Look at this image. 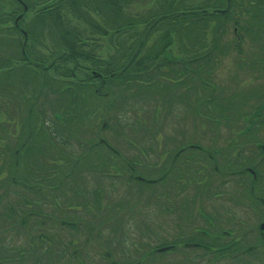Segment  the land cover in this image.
Segmentation results:
<instances>
[{"label": "trees", "instance_id": "obj_1", "mask_svg": "<svg viewBox=\"0 0 264 264\" xmlns=\"http://www.w3.org/2000/svg\"><path fill=\"white\" fill-rule=\"evenodd\" d=\"M10 1L14 2L16 4V7L12 2L11 4H9ZM10 1L0 0V35L3 31H5V34L8 35L7 38L5 35L4 38L0 36V40H3L0 43V47L9 46L7 44L9 40L11 42H14L15 48H21L19 56L23 61L13 62L11 66H8V64H5L7 58L0 57V114H2L7 121L10 120L15 122L16 124H20L26 131H34L35 129L37 130L39 128V137H33V139H29L26 144L24 143L25 141H17L15 150L13 149L15 160L14 171L16 174L17 166L21 158L28 157L27 152L30 151L29 147H31V142L33 140L35 141V144H32V147H35L36 145L41 143L44 144L43 151L41 150V148H36L32 152L33 155L37 156L36 154L38 152H41L42 157L43 155L45 156L46 143L43 140L40 141V139L41 137H46V139L48 138L47 133L43 132V128L45 127L47 122L43 121L41 111L42 106L38 104V101L42 94L47 95V88L45 84L47 82L44 81L41 76L35 75H31L35 78L28 81L29 78H27V75L25 74H21L20 77L17 78V81H15L9 78L10 74L6 76V73H10V70L21 64L31 66V63L24 62L30 61L26 58L25 52L27 53L28 57L31 56L29 52L25 50L26 46L29 45L30 41L34 44L39 43L41 37L48 39L49 33L55 34L57 37L59 36L60 41H62L63 43V47L67 53L59 54L62 60H66L68 57H75V59H73V62H71L70 64V71L67 67V72L70 74H63L64 76H68V82L58 79L59 81L57 83L58 86L56 89L55 86L53 88H51V86L48 88L50 91H52V89L54 90L53 94L56 93L57 98L61 99L62 96L65 97L67 99V101H65L66 106L76 104L80 98H84L85 95L92 92L95 95L93 96L95 98L101 97V99H108V103L105 105V102H103V106L112 108L116 104L117 98L123 97L126 93V96L129 98L124 99V101L128 105L131 104V101L128 100H140L138 101L139 104H148V115L147 117H144V120L153 119L154 122V116L157 111L164 112L165 115L163 119H166V115L168 113V99L171 93L170 90H168L167 76L174 73L178 74V66L180 63L178 61L171 62V60H169L170 58H172V56L168 54V52L170 51L166 48V43L170 41L169 36L172 37V35H174L173 29L176 25H173L172 29L169 30L171 25L168 24L169 16L164 11L165 6L163 5V0H149L150 3H153L152 5L154 7L149 8L145 13L139 14L136 17L134 16L133 18L132 16H129L128 13L129 6L133 5V0H40L44 4H41L38 7V0H30L31 2H26V12L25 10L23 12L22 9H20L19 11L20 6L16 0ZM28 12H31V16L28 20H26ZM17 15H22V19L18 22H15ZM68 15L72 16L70 22H68L67 19L63 17H68ZM74 21L76 23H74ZM173 22H175V18ZM178 22L179 21L176 20V23ZM10 23L11 26H9ZM159 27H161L160 30L162 31V33L158 37L159 41L151 43V45H155L152 48L148 49L146 47V40L148 36L151 33L156 32ZM19 28L25 29L26 33L22 34L21 32H19ZM16 34L19 35L17 39H9ZM85 38L86 40H84ZM102 40L107 41L106 43L109 46L110 51L112 52L108 55V58L105 62L103 61L102 63H99V61H97V64H91L92 67L85 68L82 64H86V59H91V57L93 58V55L95 54V49L93 47L90 46V49L86 48L87 43L90 44L89 42H98ZM0 53L5 54V52L2 50H0ZM79 58H81L83 61H80ZM42 67H45L44 71L51 69L49 64H45ZM83 70H91L103 74L107 82L105 88L101 89L104 90L101 91V93L105 94L99 96L94 92V89H97V87L85 84L79 85V83L76 82L77 75L80 72H84ZM25 73L27 72L25 71ZM72 73L74 75H72ZM40 78L42 79L41 81ZM170 78L172 82L176 84L179 82L177 76H171ZM204 80L206 79L204 78L203 81ZM16 82L18 83L17 85L15 84ZM25 84L33 85L31 95H29V97L27 96V102H25L26 98L23 92V85ZM119 87H121L124 91L121 90L120 93ZM133 89H136V91H133ZM212 94L214 95V92H212ZM13 95H17V97H19V100L23 101V107L22 105H14V102H11L14 97ZM203 99V105L211 106L214 102L215 97L213 98V100L211 99V101L207 100L209 99V97ZM5 106L10 110V112L14 113L13 116L9 114L8 110L4 109ZM220 109L227 111V108L224 105L223 107H220ZM21 110H25L26 118L18 116ZM124 110L135 112L136 108H124ZM72 114V118L70 117L71 119L74 118L78 122H81L80 120L82 116L80 115V113L75 111V113ZM200 114L205 118H211L203 111ZM56 118L60 117L56 116ZM68 119L69 117L63 116V120ZM213 120L216 127H218L220 123L219 120ZM66 122L70 121L68 120ZM141 122L143 123L142 120L136 121L139 131L146 132L145 136H150V133H153V129L147 126L148 124L146 123L145 129L143 130V125L141 124ZM120 123L119 126L122 127ZM9 124L10 123L5 124L3 127L5 130L4 135H2L1 131L3 128L0 124V146L2 145V142L7 141V139L10 137V134H13L9 131V127L7 126ZM102 124V127H104V129L107 128L106 121H103ZM18 128L20 127H17V129ZM17 129H13L14 133L17 132ZM26 131L25 135L28 136V133ZM8 132H10V134H7ZM243 133L244 130L240 131L238 134L242 135ZM191 135H194L193 128L191 133L187 132L186 136L189 137ZM53 136L58 140H56L55 142L53 141L52 143L48 141L49 143L47 145L49 147H58V145L59 147H61L66 144V140L63 139L64 130L61 131L55 127ZM148 139L154 140L155 136ZM197 147L199 149H203V152H206L205 146L202 145ZM112 148L113 157L115 156L120 161L129 163L136 171L134 175L132 174V176H123L122 173H120L121 178H114L117 181L121 180L120 185L125 184L126 186H130L136 184L137 186H158L157 188L161 190V187L166 182V175H163V173L166 172L165 161H163V168L159 173L156 172L155 174H152V177L148 175L143 176V174H145L143 173V170H140V173L137 172V170L141 169L140 167H142L141 162H139L137 159L128 160V158L119 149L115 147ZM227 148L236 150L234 146L226 145L225 149ZM17 149L19 150V153L17 157H15V151ZM208 149L211 151L215 150L214 147H208ZM244 149H237L236 153L243 155L245 153ZM3 150L0 149V160L3 159L5 153L10 152H7V149L5 148H3ZM256 150L258 151L256 153H261V147L259 145H256ZM139 152H141L142 155H149L151 149L146 146L143 151ZM250 153H254V150L251 149ZM69 157L70 158L68 160L59 159L57 157L51 158L53 162L48 161L49 163H55L59 161L63 165L60 168H57L54 165H50L53 166V168L50 170L51 172H46L49 166L44 165V162H42V164L38 167L37 163L39 160H36L34 164L30 166L31 172L35 173V175L33 176V180L29 182L26 179H23L22 181L19 178L17 179V177L19 176L14 175L16 176V178H11V185H15V181L18 182V186L22 188L23 191L25 190L27 192L28 199H31L34 204L36 201L42 202L45 198H47L48 201H54V198H59L58 195L63 196L64 192L68 193V190H66L65 188L72 185L70 182L71 177L74 176L75 179V176L78 173V169L82 171L84 169L86 170L87 174L91 175L96 174L97 171H100L102 174L111 177V174L108 173V169H104V165L101 163L96 166L87 164L85 162H81L79 164V157H77L76 155H69ZM242 159L243 157L239 155L238 157H234V165L238 166V164L241 163L239 162V160ZM140 161H142L141 158ZM83 164L85 165L82 168ZM1 165L2 163L0 164V168ZM238 167H236V169L243 168ZM40 169H43V171L40 173L45 176V181L49 182V184H51V186L53 187L50 191L51 195L44 191L38 190V185H40V182H38V172ZM188 169L189 171L187 173V179L185 182L186 191H184L185 193L182 190L180 191L184 193L182 194V198L180 200L179 192L172 193V196L176 197V199H173V206L170 209H168L164 203L155 205L137 201L135 204L130 205V203L127 202L128 199H125L123 196H120V198L118 199H111L113 192L119 191V182L113 183L110 186L111 191L108 195L109 201L108 203H106V205L103 204V201L102 205H100L98 199H85L83 203L75 205V208L81 209L80 221L77 224L70 226L75 233V237H73V239H75V242L74 240L67 241L66 239L62 238L58 239L59 241H56V236L43 232L42 227L46 225H53L52 221L48 219H50L51 216L54 215L52 213H57L56 210L48 209L49 212H47L46 215L47 219H41L42 222L40 221L39 223L34 225L33 234H28L26 231L22 232L24 228H22L20 223L15 220V208L9 204V194L7 191H4V186H2L0 182V227L1 225H3L4 227L6 226V228H0V264H80L77 260L78 258H80L78 248L83 249L84 245L92 243V241L94 243L96 242L98 248L102 249L101 252H103V258L105 260L107 259V264H116L115 262L113 263L112 261H109V257L111 258V247L106 248L105 250V246L106 242H108L111 243L112 247L114 245L115 250H117L116 246H118V239L115 238L118 237V235H120V238L124 236L127 237L121 240L122 244H129L128 233L126 232V234H124L122 223H120L122 222L121 218L123 217L124 211H129L131 221L134 220L136 211L144 221H147L146 223L142 224L143 226L141 228L133 229L134 233L146 231L145 234L148 233V235H150V233H152V236H154V238L157 235V242H161L159 243L160 245L154 246L152 251L144 254L141 261H137L136 264H140L142 261H149L150 256L155 254L158 255L157 249L164 248L166 246H169L168 251H172L178 246L184 252H194L199 250L211 255L214 258V261H218L222 256H224L222 252L229 250L234 245L231 247L226 246L219 248L218 245H215L217 244V240H214L212 242L215 244L210 246L209 241H205V235L207 234L205 228H203L202 233H199V231H197V235L185 234L187 228H191L192 226H194L197 216L196 214H198L199 218H201L204 214H207L206 212L201 211L203 209H200L199 212H196V207L194 209H189L187 206L190 205L189 207H191L199 199H201L202 201H208L209 198L213 200L214 198L216 199V197L222 196V194L225 193L223 188L227 185L228 182L233 180L232 178H230L231 175H229V171L232 169H221V171H219L217 169H214L213 166L204 167L195 166L193 164L192 167H189ZM243 173L244 171H241L239 173L235 172L233 174V177L238 176L237 174L243 175ZM137 177H140L144 181H147L149 183L139 181ZM249 179L251 180V176H249ZM225 180L227 181V183ZM181 188L182 187H180V189ZM12 191L13 194H16L18 196L15 197L13 195L17 199L16 201H21L22 194L19 198V193L13 189ZM102 193H104L105 197V189L101 190L102 198H104ZM77 195L80 196V193L78 192ZM157 197L159 196H154L155 200L157 199ZM254 197L257 198L258 196L256 197V195H254ZM182 201L186 202L185 205L181 204ZM6 203H8L9 205H4ZM75 203H77V201H75L74 204ZM138 205H140V207H137ZM106 211H110L109 216L107 217ZM165 212H170L174 217L171 226L167 222L168 217L165 218ZM30 213L31 212H29V214ZM207 215L209 216V218L213 219L209 214ZM157 217L160 220L156 221ZM45 220L47 222H45ZM107 224L110 228L114 227L113 232L117 233L119 231L117 235L115 234V236L109 234L108 240H106L107 236L105 234H103V238H101V229L107 226ZM188 225L191 226L188 227ZM170 227L173 228L172 233H170ZM221 230L223 236L225 235V233H228L224 229ZM83 235H85V239L80 243V239ZM186 236L187 238H185ZM16 238H20L22 240L18 241L16 240ZM17 242L21 244H18ZM81 252L82 255L87 259V261H89V256H86L83 251ZM166 252L167 251H165V253ZM162 253L164 254V252H160V254ZM187 262H191V264H193L196 262V260L191 258Z\"/></svg>", "mask_w": 264, "mask_h": 264}, {"label": "rangeland", "instance_id": "obj_2", "mask_svg": "<svg viewBox=\"0 0 264 264\" xmlns=\"http://www.w3.org/2000/svg\"><path fill=\"white\" fill-rule=\"evenodd\" d=\"M10 1V0H8ZM31 2L30 0H28ZM214 0H163V5L165 6L164 11L169 16L168 18V24L171 25L169 28L172 29L174 26V35L169 36L170 41H168L167 49L172 53V55L176 58L179 57L180 49L182 48L181 44V38L183 36L182 28L184 25L183 20L190 19L192 17L188 10L195 9L198 6L204 7L205 5L213 2ZM133 5L129 6V16H132V18L135 16H138L139 14L145 13L148 11L149 8L154 7L150 3L149 0H133ZM221 2L224 4L225 0H221ZM42 1H37V7L40 6ZM201 4V5H199ZM38 9V8H36ZM187 10V11H186ZM253 16L243 17L244 23H250L251 25L259 26L256 28L252 34H248V37H252L250 40L251 43H254L253 49H263L264 48V13L256 14L254 11ZM182 15V16H180ZM31 16V12L27 13V19L28 20ZM67 19L68 22L71 21L72 16L68 15V17L63 16ZM175 18V22H173ZM219 19V18H218ZM176 20L179 21L176 23ZM74 23H76L74 21ZM164 25V24H163ZM168 25V26H169ZM11 26V23L9 24ZM84 26V25H82ZM204 24V31H205ZM157 29L156 32L151 33L147 40H146V47L148 49L152 48L155 44L151 45V43L155 41H159V35L162 33V31ZM144 30V29H143ZM142 30V31H143ZM168 30V32H169ZM138 31V29H137ZM49 33V32H48ZM4 35L7 38V34L0 35L2 38H4ZM127 35V34H126ZM18 34L14 35L13 37H10L9 39H17ZM130 38V37H129ZM8 40V39H7ZM86 40V38L84 39ZM3 40H0V43ZM107 41H100L97 45L101 47V49L104 51V55L102 56L101 53H96L93 55V58L91 57L86 59V64H82L85 68L92 67L91 64H97L105 62L108 58V55L112 52L109 49V46L106 43ZM12 46H5L0 47V50L4 51L5 54L0 53L1 58H7V61L5 64H8V66H11L13 64V59H18V61H23L20 59V52L21 48L17 47L15 48L14 42H11ZM35 45H27L25 50L27 52L34 51ZM38 48V51L36 54H33V57L39 61L45 64L47 61L50 60V58H53L57 54H63L67 53L63 47L62 41H60L59 36L57 37L55 34L48 35V39L41 37L40 42L36 45ZM194 50V49H193ZM191 50V51H193ZM178 53V54H177ZM256 58H258L257 52L256 55H254ZM194 56H187L186 58H193ZM29 58H32L29 56ZM93 59V61H92ZM81 61L82 59L79 58ZM91 60V61H90ZM83 61V60H82ZM71 59L63 60L62 62H58L55 66H53L52 69L44 72L41 69H37L33 66H27L24 64L18 65L14 67L12 70H10V73H6V76L9 74V78L11 80L17 81V78L20 77L21 74L27 75L28 81L31 79H34L35 76H41L44 81H46V90L47 95L42 94L40 97L38 104L41 107L42 111V117L43 121L47 122L45 127L43 128V132L47 133V139L45 140L46 143V151H45V160L44 165L49 166L46 172H51L50 170L53 168L54 165L57 168L62 167L63 165L61 162L57 161L55 163H49L48 161L53 162L51 158L57 157L59 159H69V155L80 158L79 164L81 162H85L87 164H91L93 166L98 165L99 163L104 165V169H108V173L111 174V177H108L104 174H93L96 177H99L97 181L92 183L91 185H88L87 180L91 176V174L87 175L86 170L83 169L77 170V175L71 177V186L65 188L68 190V193L64 192V195H58L59 198H54V201H48L47 198H45L42 202L36 201L33 204V201L31 199H28L27 194L18 186V182H14L15 185H11L12 177L23 181V179H26L27 181L31 182L33 180V176L35 173L29 172L31 169V165L34 164L36 160H39L40 158L38 156L33 155V151L36 148H41L43 151L44 144H38L35 147H32V144H35V141L33 140L31 142V147H29L30 151L27 152L28 157H22L18 166H17V174L15 173V160L13 155V149L15 150L16 144L18 140L26 141V135H25V129L22 128L20 124H16L13 121H7L2 114H0V124L2 128L5 124L10 123L7 125L9 127V131L13 134H10L8 132L7 134H10V137L7 139L6 142H2V145L0 146V149L3 150V148L7 149V152L5 153V156L2 160H0L1 168H0V182L1 185L4 186V191H7L9 194L8 202L10 205H12L15 208L16 215L15 220L17 222L20 221L21 217H24V228L23 231H26L28 234H33L34 225L39 223L41 219L44 218V215L46 212H49L50 210H56V212L59 213V216H61V219H58L56 214L52 215L51 218L52 221H57L58 223L60 220L65 219L68 220V208L80 203H83L85 199L90 200L91 195H95L96 188L99 184L102 183L106 188V196L104 197V193L102 198L103 204L106 205L108 203V195L111 191V183H117L119 182V191H114L112 194L111 199H118L120 196H123L125 199H128L127 202L131 204H135L137 201H141L142 203H148L149 199L152 197L153 194L160 192L161 190L157 187H153V189L150 191V187L147 185H130L126 186L125 184L120 185V181L115 180L114 178H121V174L123 176L128 175L132 176V174L129 172L128 168L126 167V162H121L119 159H117L115 156L113 157V152L106 148L104 145L99 144L100 146L94 145V148L90 151L88 149L89 144L94 140H99V137L106 138L107 142L119 149L127 158L128 160L137 159L139 162H141L142 167L141 169L137 170L138 173H140V170H143V176L148 175L151 176L152 174H155L156 172L159 173L160 170L163 168V161L166 159V155L168 153L167 151V143L172 144L175 142L174 139L177 138L178 140V128L181 127L180 123L178 122L180 120L179 110H177L175 113H172L170 115V118L163 119L165 113L157 111L154 116V122L153 119H146L144 120V117H147L148 113V104L147 105H141L138 103L140 100H128L131 101V104L128 105L124 99H128L129 97L126 96V93L123 97H118L116 100V104L110 108L103 106V102H105V105L108 103V99H99L95 98V96L92 92L90 94H87L84 96V98H80L79 101L76 104H72L69 106H66L65 101L67 99L65 97H61V99L56 97V93L53 94L54 90L50 91L48 88L51 86L53 88L55 86V89L58 86V81L63 80L67 81L69 80L68 76H64L65 74H70L67 72L68 68L70 71V64ZM228 62L226 61L224 65L228 66ZM243 66V63L240 65ZM68 67V68H67ZM27 73H25V71ZM230 70H233V67H230ZM84 73L88 74L91 72V70H83ZM67 72V73H66ZM207 71H203V77L206 79L202 81L201 86V95L202 99L209 96L212 92H214V102L211 106H205L202 103L201 111L205 112L208 116L211 118H205L202 116L201 118V124H198L197 133L201 134L203 136L202 144L205 147H210L215 150H217L219 153L223 152L227 155H231V153H236L237 149L242 148L249 142V138L253 137L257 141H259L262 137H264L262 129L257 127L255 130L250 134V137H244L240 136L238 133L245 129V123L244 118L246 113L242 109H235L233 106L232 101H230V104L226 103V97L235 93L237 98L242 100L243 96L245 95V92L243 90L237 89V81L234 79H230L228 76V72L225 70V67H222V70H220L219 73H214L212 75L206 76ZM81 73V72H80ZM64 74V75H63ZM244 73L241 72L239 74L240 80H246ZM62 76V77H61ZM64 76V77H63ZM59 79V80H58ZM42 79L40 78V81ZM71 81V79H70ZM43 82V81H42ZM173 84L172 82H169ZM18 84L17 82L15 83ZM210 84V85H209ZM212 84V85H211ZM171 87V88H170ZM255 89H259V85L257 83H254ZM23 92L25 94V98L27 102V98L29 95H31V90L33 89V85L31 84H25L23 85ZM174 89L173 85H168V90L172 91ZM121 90H123L121 87H119V91L121 93ZM124 91V90H123ZM133 91H136V89H133ZM117 93V92H116ZM14 96V95H13ZM28 96V97H27ZM82 99V100H81ZM8 102V101H6ZM11 102H14V105H22L23 107V101L19 100V97L15 95ZM10 102V103H11ZM147 102V101H146ZM9 103V104H10ZM223 105L227 108V111L220 109V107H223ZM135 107L136 111L131 112L128 110V108ZM219 107V108H218ZM5 110L9 111V114L13 116L14 113L10 112L6 106L4 107ZM84 110V112H83ZM78 112L81 117V122H78L74 118H72V113ZM20 114L18 116H22L26 118L25 110H21L19 112ZM185 115L186 121H191L192 116L189 113V111L183 113V116ZM56 116L60 118H56ZM63 116L69 117L70 122H66L68 120H63ZM176 116L177 120L174 121L173 117ZM71 117V118H70ZM219 120V125L216 127L213 119ZM59 119V120H58ZM142 120L143 125L142 129H145V124L147 123L151 129H153V133H150V136H145L146 132L139 131L138 124L136 121ZM77 121V122H76ZM103 121L107 122V128L100 132V127ZM173 121V122H172ZM72 122V123H71ZM121 122V123H120ZM119 123L122 125L119 126ZM175 123H178L176 125ZM124 124V125H123ZM130 125V126H128ZM17 127H20L17 129ZM57 128L59 130H64V138L66 140V144L59 147H49L47 144L48 141H56V137L53 136L54 128ZM13 129H17V132L14 133ZM150 129V130H151ZM174 129V133H173ZM93 132H95L97 135H94ZM159 131V132H157ZM2 135H4L5 130L2 129ZM101 134H100V133ZM190 133V131H188ZM99 133V134H98ZM159 133V134H158ZM173 133V134H172ZM155 136L154 140H149L148 138H152ZM43 138L41 137L40 141H42ZM232 140V141H229ZM215 143V144H213ZM170 144V145H171ZM234 146L235 149H225V146ZM148 146L149 149H151V152L149 155H142L141 152L143 149ZM151 146V148H150ZM239 147V148H237ZM250 148H253V145L250 146ZM142 149V150H141ZM222 150V151H221ZM5 151V150H3ZM25 152V151H24ZM213 152V151H211ZM190 153V152H189ZM36 154V153H35ZM37 155V154H36ZM250 155L254 156V153H246L243 157V159L248 158ZM78 158V159H79ZM140 158L142 161H140ZM250 158V157H249ZM101 159V160H100ZM76 162V161H74ZM42 164V162L39 160L37 163V166L39 167ZM78 164V165H79ZM85 164L82 165V168ZM113 165H119L122 170L120 172L115 170V167ZM236 169V167L231 168ZM224 170H228V168H224ZM87 175V176H86ZM86 176V179L84 181V178ZM152 177V176H151ZM239 177V176H237ZM242 175V179H243ZM38 179L40 182L39 187L42 188V190L48 194H50V191L52 190L51 184L49 182L44 183L45 176L43 174H39ZM74 179V180H73ZM2 180V181H1ZM90 181H94V179H90ZM99 181H102L99 183ZM239 181V180H238ZM86 184L88 187L85 189L83 187V184ZM248 183H246L244 186H240L238 182H231L228 183L224 188V192L222 196L216 197L213 200L209 198L210 202H206L204 204H201L200 207L201 211L206 212L209 214L213 219L214 225L210 227V232L214 235L216 234L219 239L217 240V244L219 248L222 247H230L232 244H235L233 247H231L229 250L222 252L224 256H222L218 261H214V258L201 251H191V252H184L181 250V248L178 246L176 249L172 251H167L164 254H158V255H152L149 257V261H142L140 264H191L187 261L191 258L195 259L196 262L193 264H264V230L260 232V226L264 223V206L254 197L258 195H264L262 191L259 192V190H256L253 194H250L248 186ZM252 184V183H251ZM13 190L17 191L20 195L21 200L16 201L17 199L15 197H18L16 194H13ZM24 192V193H23ZM80 193V196L77 195V193ZM163 192V191H162ZM91 193V194H90ZM58 194V193H57ZM90 194V195H89ZM15 197H14V196ZM51 195V194H50ZM55 195V194H54ZM161 197V196H160ZM27 200V201H26ZM172 201V199H170ZM72 201V202H71ZM75 201L77 203L73 204ZM68 202H71V205H68ZM8 203L4 205H9ZM33 204V205H32ZM151 204H162L161 199L159 198L157 202H152ZM187 207L189 209H194L195 206L192 205L191 207ZM137 207H140L138 205ZM144 207V204H143ZM48 208V209H47ZM128 208V207H127ZM211 209V211H208ZM78 211L77 208H72V211ZM29 212L34 214V216L29 215ZM110 211H106V217L109 216ZM1 213V211H0ZM134 220H130L129 211L123 212L122 219V226L124 229V234L126 232L128 233L129 238V244L124 245L122 244V239H125L127 237L120 238V235L116 237L115 239H118L117 244V250H115L114 245L111 246V243L106 242L105 250L106 248L111 247V260L115 262L116 264H136L137 261H141L144 254L149 253L153 250L154 246L160 245L157 242V235L152 236V233L150 235L145 234L146 231L143 232H136L134 233L135 228H141L147 221H144L140 215H138V212L136 211L134 215ZM102 218V217H101ZM100 218V219H101ZM47 219V218H45ZM97 219V220H100ZM155 219V218H153ZM174 217L170 213V217L168 219V224L172 223V220ZM160 220L158 217L156 218V221ZM199 224H202L203 221L198 220ZM139 226V227H138ZM0 228H6L3 225H1ZM36 229V228H35ZM43 232L49 233L53 236H56V241H59L58 239H66L74 240L73 237H75L74 231L70 230L69 227H65L63 229L56 228L55 231H50V226H44L42 227ZM114 227H109L108 224L103 229H101V238H103V234L107 236V239H109V234L115 236L117 233L113 232ZM224 229L230 234L228 235H222V230ZM173 228L170 227V233H172ZM143 234V235H141ZM14 237V236H13ZM22 237V236H21ZM20 237V238H21ZM111 237V236H110ZM163 237V236H162ZM16 238V240L20 241L22 239ZM85 239V235H83L80 239V243L83 242ZM164 242V241H162ZM170 242V240H169ZM18 244H21L17 242ZM132 248H131V247ZM248 250V251H246ZM83 251L86 256H89V261L82 255ZM102 249L98 247H94V242L89 243L87 245H84L83 249L78 248L79 257L77 260L80 264H107V259L105 260L103 258V252H101ZM77 252V251H76ZM107 252V251H104ZM110 261V259H109ZM132 262V263H127Z\"/></svg>", "mask_w": 264, "mask_h": 264}, {"label": "flooded vegetation", "instance_id": "obj_3", "mask_svg": "<svg viewBox=\"0 0 264 264\" xmlns=\"http://www.w3.org/2000/svg\"><path fill=\"white\" fill-rule=\"evenodd\" d=\"M19 4V11H27L26 2L28 0H16ZM12 1L9 2L11 4ZM15 7L16 4L12 2ZM201 5V4H199ZM187 11V10H186ZM254 11L256 14L264 13V0H225L223 4L221 0H214L213 2L204 7H197L195 9L188 10L189 14L192 16L190 19H184V25L182 28L183 36L181 38V44L183 45L180 49L179 57L176 58L172 55V53L168 52L169 55L172 56L169 60L171 62L178 61L180 64L178 66L179 73L169 74L167 76L168 85H173L174 89L170 91V96L168 99V118L172 113H175L179 110L180 120L178 121L181 127L178 128V140L174 139L171 145L167 143V151L165 161V169L166 172L163 175H166V182L161 187V191L163 194V201L165 206L170 209L173 206V199L176 197L172 196L173 192H179V200L182 198V194L186 191V179L187 173L189 171V167H192V164L195 166H204V167H212L221 171L224 168L231 169L233 167H243L242 169H232L229 171L231 182H238L240 186H244L246 183L249 189L250 194H253L256 190L263 192L264 194V137H262L259 141L250 137V134L255 130V128L259 127L262 129L264 135V48L263 49H253L254 43H251L250 40L252 37H248V34H252L253 31L259 26L251 25L250 23H244L243 17L253 16ZM182 16V15H180ZM219 18V19H218ZM22 19V15H17L15 22H18ZM204 24L205 31H204ZM264 27V24L263 26ZM19 32L26 33L25 29L19 28ZM5 34V31L1 32V35ZM26 35V34H25ZM100 41H93L87 43L86 48L90 49V46L95 49L96 53H101L104 55V51L97 44ZM8 45H11V41L9 40ZM38 43L29 42V46L35 45L34 51H31L29 54L32 58H29L26 54V58L30 61H24L27 63H31L33 67L39 69H43L45 64H49L52 69L58 62H62L63 60L60 58V55L57 54L53 58H50L45 64L37 61L33 54H36L38 48L36 47ZM194 49V50H193ZM193 50V51H191ZM258 55L256 58L254 55ZM178 54V53H177ZM187 56H194L193 58H186ZM67 59H73L75 57H68ZM17 59H13V62H17ZM228 62V66L224 65L225 62ZM243 63V66H240ZM31 65V66H32ZM41 66V67H37ZM233 67V70H230V67ZM222 67H225V70L228 72V76L230 79H234L237 81V89L243 90L245 95L242 100L238 99L235 93L227 96L226 103L230 104L232 101L235 109H242L246 115L244 118L245 129L244 133L240 136L250 137L249 142L243 146L245 153H231V155L219 153L217 150L205 148L206 152H203V149H199L197 146H202L203 136L197 133L198 124H201V108L202 107V95H201V84L204 79L203 71L206 72V76L212 75L214 73H219L222 70ZM172 68V67H171ZM48 71V70H46ZM44 71V72H46ZM243 72L246 80H240L239 74ZM72 75H74L72 73ZM171 76L178 77V83H174L171 80ZM76 82L79 85H92L97 87L94 89V92L101 96L105 93H101V89L105 88L106 80L103 74L96 71H91L88 74L81 72L76 77ZM85 82V83H84ZM172 82L173 84L169 83ZM254 83L259 85V89H255ZM171 88V87H170ZM209 101L213 100L214 95L211 93L209 96ZM101 99V97H99ZM189 111L191 116L193 117L191 121L185 120V115L183 113ZM166 115V119H167ZM174 121L177 120L176 116L173 117ZM173 122V121H172ZM178 125V123H175ZM194 129V135L187 137V132L192 131ZM104 130V127H100V132ZM28 136H26V142L29 139H33V137H39V128L36 130L26 131ZM35 132V134H34ZM99 132V133H100ZM94 135H97L92 131ZM98 133V134H99ZM174 133V129H173ZM172 133V134H173ZM101 134V133H100ZM46 137L43 138L45 142ZM103 138L99 137L98 143L97 141H92L89 144V149L94 148V145L100 146ZM150 140V139H149ZM232 141V140H229ZM51 143L53 141H50ZM107 147L105 144H103ZM254 150V156L250 155L246 159L239 160L238 166L234 165L233 160L234 157L242 156L248 152L250 154L251 148ZM256 145L261 147V153L258 154L256 150ZM151 147V146H150ZM241 149V148H240ZM190 152V153H189ZM19 150L15 151V157H17ZM144 155V154H143ZM37 156L40 158L41 162L45 159V156L41 152L37 153ZM101 160V159H100ZM122 162V161H121ZM232 162V163H230ZM115 170L120 172L122 168L119 165H114ZM126 167L134 175L136 172L135 169L129 164L126 163ZM222 170V171H223ZM234 170V171H233ZM31 170H29L30 172ZM43 169H40L38 174H42ZM244 171L243 179L241 174H237L240 177H233L235 172L239 173ZM258 173V175H257ZM223 174V173H222ZM257 175V177H256ZM251 176V180L249 179ZM256 178V179H255ZM98 179H100L98 177ZM98 179L94 180L97 181ZM239 180V181H238ZM226 181V180H225ZM102 181H99V183ZM47 183L45 180L43 182ZM103 183V182H102ZM99 184L96 188V194L91 195L90 200L98 199L100 205H102V196L101 190L106 187L103 184ZM227 183V181H226ZM227 183V184H228ZM252 183V184H251ZM39 186V185H38ZM180 187H182L180 189ZM37 188V187H36ZM39 190H42L40 188ZM183 192H180V191ZM25 191V190H24ZM27 194V192L25 191ZM153 200H155L154 196H152ZM172 199V201L170 200ZM258 201L264 206V195H258L256 198ZM206 202H210V200L202 201L201 199L197 200L194 203V206L197 208L196 212H199L201 209L200 205ZM185 201H182L181 204L185 205ZM208 211H211L209 209ZM165 218L170 217V212L164 213ZM196 220L194 226L191 228H187L185 234L197 235L196 232L202 233L203 228H205L207 234L205 235V241H209L210 246L214 245L212 241L219 239L216 234H212L210 232V227L214 225V222L207 214H204L201 218H199L198 214H196ZM198 220L203 221L202 224H199ZM264 224V223H263ZM191 225H188L190 227ZM260 228V227H259ZM194 229V230H193ZM197 229V230H196ZM264 230V229H263ZM194 231V232H193ZM262 232V230L260 231ZM226 235L230 234L225 233ZM225 235V236H226ZM187 238V236L185 237ZM235 244H232L233 246ZM230 246V247H231Z\"/></svg>", "mask_w": 264, "mask_h": 264}, {"label": "water", "instance_id": "obj_4", "mask_svg": "<svg viewBox=\"0 0 264 264\" xmlns=\"http://www.w3.org/2000/svg\"><path fill=\"white\" fill-rule=\"evenodd\" d=\"M263 229H264V224H262V225L260 226V230H263ZM159 251H160V252L165 251V248L160 249Z\"/></svg>", "mask_w": 264, "mask_h": 264}]
</instances>
